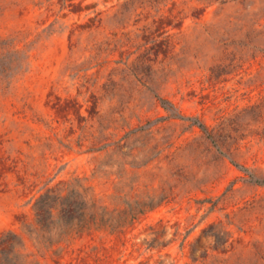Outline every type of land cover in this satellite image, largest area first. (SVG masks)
<instances>
[{
    "label": "rangeland",
    "instance_id": "obj_1",
    "mask_svg": "<svg viewBox=\"0 0 264 264\" xmlns=\"http://www.w3.org/2000/svg\"><path fill=\"white\" fill-rule=\"evenodd\" d=\"M74 179L127 225L24 234ZM14 248L264 264V0H0V260Z\"/></svg>",
    "mask_w": 264,
    "mask_h": 264
},
{
    "label": "trees",
    "instance_id": "obj_2",
    "mask_svg": "<svg viewBox=\"0 0 264 264\" xmlns=\"http://www.w3.org/2000/svg\"><path fill=\"white\" fill-rule=\"evenodd\" d=\"M32 210V220L23 225L24 234L48 244L74 233L92 230L114 233L127 225L122 216H114L107 207L100 205L91 188L81 179L47 188L34 201ZM20 238L22 248L23 237ZM0 264H25L24 255L16 248L9 253L3 252Z\"/></svg>",
    "mask_w": 264,
    "mask_h": 264
}]
</instances>
